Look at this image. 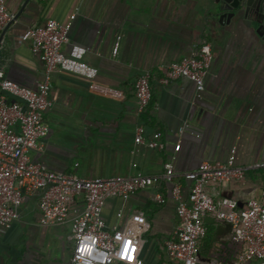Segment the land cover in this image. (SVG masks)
Masks as SVG:
<instances>
[{"label":"crops","instance_id":"crops-1","mask_svg":"<svg viewBox=\"0 0 264 264\" xmlns=\"http://www.w3.org/2000/svg\"><path fill=\"white\" fill-rule=\"evenodd\" d=\"M24 1L6 0L13 17ZM196 1L29 0L17 19L0 30V63L16 84L34 89L42 80L43 65L22 35L54 19L68 26L62 51L71 44L83 46L84 61L97 69V81L114 91L94 89L73 74L53 73L52 104L43 114L49 132L28 157L80 178L138 173L154 178L126 199H107L102 212L110 232L142 213L148 230L138 253L141 264H176L164 249L178 223L176 201L162 180L164 162L172 163L183 202L191 185L184 173L202 161L225 163L231 154L234 165L246 169L243 181L206 185L208 193L214 199L233 197L239 207L260 197L264 169L253 165L264 161V40L245 21L208 32ZM204 41L213 57L202 92L185 78L159 83L170 62L191 56ZM144 72L151 74V98L139 115L134 83ZM139 126L142 143L134 141ZM154 131L161 133L162 150L146 145ZM155 193L164 197L163 204L151 200ZM75 204L78 209L82 202ZM38 219L34 194L21 205L19 219L0 229V264H69L70 219L47 226ZM204 223L198 264H232L238 246L231 227L208 215Z\"/></svg>","mask_w":264,"mask_h":264},{"label":"built area","instance_id":"built-area-1","mask_svg":"<svg viewBox=\"0 0 264 264\" xmlns=\"http://www.w3.org/2000/svg\"><path fill=\"white\" fill-rule=\"evenodd\" d=\"M13 18L6 0H0V30ZM68 26L47 19L40 27H29L22 35L31 42V52L43 65V78L34 89L16 84L7 78L0 63V229H9L19 219L24 201L38 194L39 223L63 224L70 219L71 255L69 264H141L138 253L144 243L142 235L148 223L142 213L127 218L120 229L108 231L103 207L109 198L126 199L131 194L149 187L154 178L142 174L109 178H80L54 172L44 164L33 162L28 153L40 147L49 132L43 114L51 106L49 97L51 76L65 72L87 80L94 89L105 88L97 81V69L84 61L86 49L71 44L67 52L62 46L68 42ZM3 46L0 45V55ZM117 50L114 45L113 53ZM194 53L170 62L159 78L166 85L179 78L194 83L198 93L212 61L210 44L206 41L194 48ZM149 72L141 74L134 83L137 113L142 115L150 102ZM17 130L13 131L12 127ZM141 127H137L134 141L142 143ZM161 133L154 131L146 142L151 149L162 150ZM233 153V150L231 151ZM231 154L225 163L202 161L184 179L191 182L187 202L181 200V184L174 180L171 161L163 163L162 180L170 185L176 201L177 226L164 242V249L176 264H198V243L206 233L205 216L229 224L238 250L232 264H264V176L259 199H248L243 207L233 197L214 199L206 185L243 181L246 169L234 165ZM253 168L264 169V161ZM82 202L75 208L76 200ZM151 200L165 202L160 193ZM73 213L72 217L70 216ZM212 264V263H209Z\"/></svg>","mask_w":264,"mask_h":264},{"label":"water","instance_id":"water-1","mask_svg":"<svg viewBox=\"0 0 264 264\" xmlns=\"http://www.w3.org/2000/svg\"><path fill=\"white\" fill-rule=\"evenodd\" d=\"M29 0H25L18 13L8 22L17 19ZM205 15L204 28L208 32L222 31L225 26L247 22L264 40V0H197ZM230 227L229 224H227Z\"/></svg>","mask_w":264,"mask_h":264}]
</instances>
